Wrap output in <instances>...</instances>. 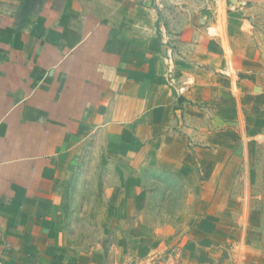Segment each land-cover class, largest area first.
<instances>
[{"label": "crops", "instance_id": "crops-1", "mask_svg": "<svg viewBox=\"0 0 264 264\" xmlns=\"http://www.w3.org/2000/svg\"><path fill=\"white\" fill-rule=\"evenodd\" d=\"M231 3H188L212 14L203 25L167 21L158 0H0V264L231 261L213 240L234 171L217 160L264 132V40ZM168 49L175 88L162 76ZM114 129L122 146L202 171L203 214L162 260L140 242L110 259L57 213L64 159ZM116 201L102 226L122 221Z\"/></svg>", "mask_w": 264, "mask_h": 264}, {"label": "rangeland", "instance_id": "rangeland-1", "mask_svg": "<svg viewBox=\"0 0 264 264\" xmlns=\"http://www.w3.org/2000/svg\"><path fill=\"white\" fill-rule=\"evenodd\" d=\"M158 1L160 16L167 21L189 24L195 18L205 25L212 20V14L194 16L189 8L192 0ZM231 1L225 0L228 10H234ZM237 1H243L241 13L252 20L254 32L264 40V0ZM176 40L171 38L173 43ZM118 135L110 130L64 159L72 173L60 185L57 213L76 240L113 249L110 259H120L126 244L140 242L152 248L154 259L162 260L203 214L199 207L202 171L174 162L171 152L152 159L145 146L120 145ZM233 151L234 158L222 155L217 160L234 173L223 176L227 202L219 207L220 237L214 245L232 252L231 261L223 264H264V132ZM116 200L121 203L122 221L113 224L116 227L102 226L108 214L106 203Z\"/></svg>", "mask_w": 264, "mask_h": 264}, {"label": "built area", "instance_id": "built-area-1", "mask_svg": "<svg viewBox=\"0 0 264 264\" xmlns=\"http://www.w3.org/2000/svg\"><path fill=\"white\" fill-rule=\"evenodd\" d=\"M163 61H164L163 63L164 67H163V73H162L163 80L168 86L175 88L176 78L174 75L173 57L169 49L167 50ZM181 91L182 89L178 88V92L180 93Z\"/></svg>", "mask_w": 264, "mask_h": 264}]
</instances>
